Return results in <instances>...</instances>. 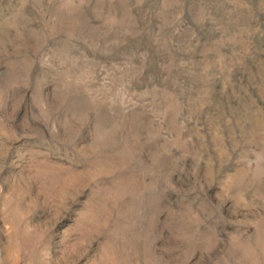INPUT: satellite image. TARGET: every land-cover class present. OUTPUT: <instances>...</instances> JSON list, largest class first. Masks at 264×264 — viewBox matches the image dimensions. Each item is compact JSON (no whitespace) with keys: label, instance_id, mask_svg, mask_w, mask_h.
<instances>
[{"label":"rangeland","instance_id":"obj_1","mask_svg":"<svg viewBox=\"0 0 264 264\" xmlns=\"http://www.w3.org/2000/svg\"><path fill=\"white\" fill-rule=\"evenodd\" d=\"M0 264H264V0H0Z\"/></svg>","mask_w":264,"mask_h":264}]
</instances>
